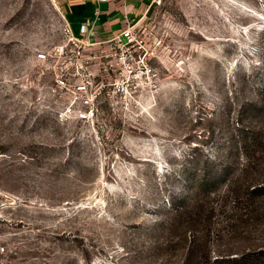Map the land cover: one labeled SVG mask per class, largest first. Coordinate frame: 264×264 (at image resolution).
I'll list each match as a JSON object with an SVG mask.
<instances>
[{
    "label": "rangeland",
    "instance_id": "rangeland-1",
    "mask_svg": "<svg viewBox=\"0 0 264 264\" xmlns=\"http://www.w3.org/2000/svg\"><path fill=\"white\" fill-rule=\"evenodd\" d=\"M62 23L0 0V264H264V0H153L131 72Z\"/></svg>",
    "mask_w": 264,
    "mask_h": 264
},
{
    "label": "crops",
    "instance_id": "crops-1",
    "mask_svg": "<svg viewBox=\"0 0 264 264\" xmlns=\"http://www.w3.org/2000/svg\"><path fill=\"white\" fill-rule=\"evenodd\" d=\"M153 0H56L63 21L72 33L89 43L104 42L120 32L125 19L131 23L142 18L144 9ZM86 32L80 33V25Z\"/></svg>",
    "mask_w": 264,
    "mask_h": 264
},
{
    "label": "built area",
    "instance_id": "built-area-1",
    "mask_svg": "<svg viewBox=\"0 0 264 264\" xmlns=\"http://www.w3.org/2000/svg\"><path fill=\"white\" fill-rule=\"evenodd\" d=\"M99 1H104V0H99ZM137 23H131L129 20L125 19L123 28L120 30V32L112 35L108 40L104 41L103 43H106L108 45V48L110 50H113V54H122V53H127L126 56L122 59V63L125 65V68L131 72V59L132 56L130 54L131 48L135 46V44L138 42L137 40ZM61 31L63 34L64 38V45L61 46V51H63L64 48L68 45H74V46H79L81 45L82 47L89 45L91 43L84 41L82 38H79L75 36L71 29L70 26L67 22L63 21L62 26H61ZM86 32V25L81 24L80 25V33L83 34ZM96 43H101V42H96ZM141 70L142 72L145 73V75L151 77V78H156V75L154 74L153 70L147 66V63L144 62L143 59H141ZM63 82V80H61ZM87 86L83 84H79L76 88V92H85Z\"/></svg>",
    "mask_w": 264,
    "mask_h": 264
}]
</instances>
